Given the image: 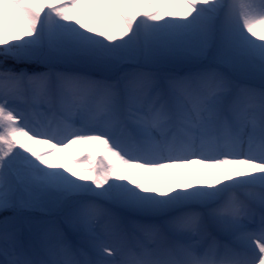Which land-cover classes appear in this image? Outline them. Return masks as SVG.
Here are the masks:
<instances>
[{
    "label": "rangeland",
    "instance_id": "obj_1",
    "mask_svg": "<svg viewBox=\"0 0 264 264\" xmlns=\"http://www.w3.org/2000/svg\"><path fill=\"white\" fill-rule=\"evenodd\" d=\"M15 2L24 6L28 5L36 11L37 21L35 28H29L25 26L22 19L7 16L0 11V166L4 171L6 190V204L0 209V236L6 233L14 234L15 237L30 242L34 249L42 251L43 244L53 239V236L45 234L47 229L53 225L60 226L70 242L79 246V257L76 260L73 252L66 249L67 246L56 247L55 254L65 257L69 255L73 264H127L134 259L131 246L134 242L131 243V239H139L133 248H136L141 258L155 257L154 255L158 253L160 258L163 257L164 250L170 241L178 247L197 243L196 238L201 236L200 232L205 238L210 239L212 234L208 225L214 233L217 222L206 218L200 220V223L196 220L189 221L187 226L189 230L177 235L176 239L167 237L162 230L167 227L166 225L160 224L159 230L150 226L152 222L160 220V217L156 214L146 215L149 205H144L141 194L147 190V184L141 180L142 176L137 177L133 174L132 177H127L128 175L123 174L120 168L114 167L110 161L104 169L96 170L98 178L102 179L96 181V184L91 180L76 179L69 175L60 177L58 170L51 168L48 162L55 159L51 153V147L61 146L63 141H57L44 134H34L39 126L34 121L37 115L33 113V108L38 110L37 119L48 117L56 122V130H59L58 134L62 136L67 134L69 127L74 126L77 132L96 133L103 142L110 145V138L100 132H105L103 129L105 126L99 118L103 112H114L116 117L121 114L124 105L122 90L125 88L130 91L133 81L143 77L154 83L159 82L158 92H164L167 87H172L168 98L176 101L175 99L179 100L180 96L177 88L181 86L186 88L189 77L199 80L200 76L212 71L221 76H227L231 81L227 67L234 69L232 66L235 63L238 68L232 70L236 73L234 79L232 78L234 89L238 92L252 90L259 93L258 96L261 94L262 96H259L261 98L246 97L245 102L259 100L260 103L256 106L235 103H232V106L236 110L239 108L248 111L262 110L264 108L261 107V102L264 101V40L255 34L254 21L247 15L245 19L238 17L237 21L232 20L228 14L220 13L217 18L209 13L207 14L209 30L207 29L201 35L187 29L178 21L154 22L151 25L152 30L140 34L139 48L131 50L118 46L111 40L102 42L99 39L90 38L86 30L94 26L98 27L99 23L88 13L85 6L75 5V0H15ZM158 2L159 0H151L150 4L156 7ZM181 2L184 8L182 10L189 18H199V14L207 10V6L201 0H182ZM244 5L245 8L247 7L248 14L259 12L264 14V0H245ZM156 8L161 10V5ZM154 10L151 9V11ZM158 13L156 11L155 15ZM243 15L245 12L240 13V16ZM218 20L222 22L221 26H217ZM45 21L49 24L50 30L47 35L41 36L38 22ZM130 21L135 20L130 19ZM204 43H208L206 49L203 48ZM238 56L242 59H238ZM40 78L45 80L43 85L37 82ZM166 81L168 84H165ZM57 88L74 90L76 95L71 101L74 106L77 102L75 98L84 99L83 97H87L92 92L95 100L99 98L98 93L100 99L104 100L97 106L95 111L97 113L91 112L83 117L68 114L62 120L57 116L60 114L59 98H61L56 94L59 90ZM213 88L215 93L228 91L221 84ZM149 90L151 88L144 89L145 96H148ZM194 90H200L197 83ZM229 93L233 94V91L230 92L229 89L227 97ZM207 104H203L200 108L206 110ZM101 105L102 107L99 108ZM86 106V103L81 105L84 109L87 108ZM184 108L187 109V105ZM195 108L197 109L198 106ZM187 111L189 113L188 109ZM183 116L186 117V115ZM189 119L190 123L182 122V125L196 132L191 115ZM257 119L264 122V111L258 112ZM235 123H237L235 118L228 116L220 126H230V129L218 132V138L223 139L233 132L240 135ZM145 126L151 129V134L155 137L160 134L163 136L168 127L166 121L162 130H157L154 125L148 123ZM42 128L46 133L47 128ZM33 130L34 132H31ZM212 130L211 126L205 131V135L217 134V131ZM108 131L111 137L116 135L112 130L108 129ZM135 131L137 127L129 133L120 134L119 137L130 138V134ZM21 135L33 137L37 142H44V145L50 148L31 161L17 159V149L20 147L23 151L26 150L23 147L25 143ZM141 143L142 146H139L137 151L146 159L143 163L151 165L160 162L156 159L158 157L149 159L150 155L154 156L150 152V140H141ZM209 145L210 142H207L206 146L210 151L204 154L205 156L200 155L197 158L195 155L186 154L175 158L165 157L161 162L171 166L174 162L185 164L193 159L201 161L208 156L207 159L213 157L214 164H219L224 157H227L220 154L222 150H215ZM112 148L118 154V149ZM130 160L127 161L131 162ZM246 160L257 163L249 157ZM104 173L107 174V179L103 180ZM116 180L118 183H115ZM106 184L109 186L107 187ZM167 186L172 188L171 183ZM185 187L186 184L180 182V188ZM103 193L106 194V199L99 196ZM132 194V202H134L132 208L114 206V203ZM205 200L207 199L202 201L207 202ZM185 203L186 201L182 205L181 202L176 201L172 204L176 209L179 208L175 211L178 217L194 216L204 210L203 202L192 205ZM89 206L101 207L103 212L88 216L85 209ZM258 217L264 222L262 216ZM21 224L22 227H20ZM145 226L148 230L150 229L149 235L143 230ZM240 226L247 231L251 228L246 218L241 220ZM118 234L126 237L123 238L124 241L118 240L116 237ZM233 234L232 231L228 236H224L230 237ZM151 235L159 238L152 240ZM165 237L167 240L164 239ZM220 238L223 239L221 236ZM103 241L113 247L119 245L121 248H124L123 244L128 241L125 249L120 248L115 250L117 255L115 253L110 255L119 260L118 262H106L105 256L103 258L95 256V248H103L101 246ZM255 243L258 242L255 241ZM238 248L237 246L232 249L227 248L229 256H238ZM195 253L200 258L204 255L199 246H195ZM217 256L219 260L209 259L206 263H196L241 264L240 260L227 258V253L219 252ZM158 262L155 260L151 264H158ZM170 262L179 264L173 259Z\"/></svg>",
    "mask_w": 264,
    "mask_h": 264
},
{
    "label": "bare ground",
    "instance_id": "obj_2",
    "mask_svg": "<svg viewBox=\"0 0 264 264\" xmlns=\"http://www.w3.org/2000/svg\"><path fill=\"white\" fill-rule=\"evenodd\" d=\"M181 1L159 0L158 6L161 5V10L156 8L158 6H151V0H75V5L85 6L88 13L99 23L98 27L95 28L94 26L92 29L86 30L90 38H96L102 42L111 40L117 43L118 46L131 50L139 48L140 34L152 30L153 26L151 25L154 22L169 23L178 21L186 26L187 29L194 30L201 35L207 29L209 30L207 21V14L209 13L217 18L220 13H223V15L228 14L232 20H237L238 17L245 19L247 15L254 21L257 37L264 40V14L263 12L248 14L247 7L245 8L244 5L245 0H201L207 6V10L200 13L199 18L195 19L185 16ZM151 9L155 10L151 11ZM0 11L7 16H15L22 19L25 26L29 28H35L37 12L28 5H20L15 0H0ZM156 11L159 12L157 15H155ZM243 12H245V15L240 16V13ZM130 19H134L135 23L130 21ZM221 25L222 22L218 20L217 26ZM38 28L41 36L47 35L50 30L47 21L44 23L38 22ZM207 46L208 43H204L203 48L206 49ZM237 58L242 59L239 56ZM232 68L234 69L227 67L228 75H231V81L227 76H221L212 71L206 72L199 81L204 90L194 94L197 99H193L187 93L181 94V100L189 106L195 117L193 125L197 131L193 132L190 129H186L184 135L186 140H181L186 145L180 144L181 142L176 136L162 138L160 134L158 137L151 138L150 149L154 156L150 155L149 159L158 157L156 159L160 160V162L151 165L144 164L143 162L146 159L143 156H139L138 153H135L117 138L120 133L130 132V128L134 126L137 127L138 133L148 136L151 129L143 126V124L147 123L149 125H158L159 129H163L162 103L157 105L156 99L150 104L143 92L146 88L158 90L160 87L159 82L154 83L152 80L141 77L133 81L130 91L125 90V88L122 90L124 105L121 117L118 115L116 117L114 112H103V115L99 118V121L105 126L103 128L105 132H100L111 139L113 145L119 149L120 154H116L112 146L103 142L96 133L90 131L77 132L76 127H71L65 138L57 137V139H62L63 143L61 146L51 147V153L55 156V159L54 161H49L48 164L51 168L58 170L60 177L69 175L76 179H88L96 184V181L102 180L98 178L96 170L98 168L104 169L108 161H110L114 167L120 168L123 174L128 175L127 177H132L133 174L137 177L142 176L141 180H144L147 184V190L141 194L144 205H149L146 215L156 214L160 217V220L152 222L150 226L159 230L161 228L160 224H165L167 227L163 228V230L167 229L165 230L167 234L177 233L180 235L189 230V227H187L189 221L196 220L200 223L203 218L210 219L217 222V232H215L218 235L228 236L232 231L234 232L228 240L229 243H237L243 247L237 257L242 260L243 264H264V242L255 243V239L251 237L253 232L247 231L240 226L241 220L255 217L257 212L264 214V124H258V113L256 111H236L232 106V101L230 102L226 97L229 89L230 92L234 90L232 80L236 73L232 72V70L237 69L238 66L234 63ZM213 78L223 82L224 88L228 89V91L215 93L210 88L211 84L209 82V79ZM37 82L43 85L45 80L40 78ZM165 84H168L167 81ZM57 92L60 97L64 98H60L61 114L59 116L61 119L68 114L83 117L86 114H91V112H93L92 114L97 113L95 108H97L99 103L93 98V92L87 97H83L84 99L76 100L75 106L78 109L75 112L74 109L72 110L73 106L69 101V91L60 88ZM141 92L142 95H140ZM258 94L252 90L235 92V96L261 98L259 96H262V94L259 96ZM254 102L252 101L251 103ZM85 103L87 108L80 109L81 107L79 106ZM206 103L209 105L207 110L201 109L203 104ZM194 106H198V108L196 109ZM101 107L102 105L99 108ZM33 111L38 118V110L34 108ZM229 115L234 116L235 122L240 123V126H238L240 136L223 142L225 153L232 157L223 158L219 164L212 162L205 164L198 159L190 160L185 164L174 162L171 166L162 164L161 161L165 157L175 158L186 154L199 156L209 153L206 143L211 139L205 135V131L214 124V121L222 122ZM37 118L34 121L38 125L41 123L42 126L48 127V129L52 127V119L44 117L40 120ZM108 129L112 130L116 135L111 137ZM21 136L22 138H20L25 143L23 147L26 150L23 151L19 147L16 152L17 159L31 161L40 157L43 152L48 151L47 149L50 148L48 145H44V142H37L33 137ZM195 137H198V140ZM248 157L256 160L257 163L246 160ZM129 159H135L136 161L129 162L127 161ZM102 178L103 180L107 179V174L104 173ZM4 181V171L2 166H0V209L6 204ZM180 182L186 184V187L180 188ZM115 183H118V180ZM168 183H171L172 188L167 186ZM106 186L108 187L109 185L106 184ZM105 195L103 193L99 196L106 199ZM132 199L133 194L128 195L122 201L116 202L117 204L114 203V206L132 208L134 206ZM203 199H207L205 200L207 202L202 201ZM176 201L181 202L182 205H184L185 201L186 205L203 202L204 210L194 216L178 217L175 211L179 208L176 209V207L172 206ZM246 202H250L253 208H248L244 204ZM85 211L88 216L103 212L102 208L97 206H89ZM198 215L200 216L198 217ZM20 227H22V224ZM143 230L148 235L150 234V229L148 230L146 226L143 227ZM45 234L53 236L54 241L47 240L42 246V251L37 248L34 249L30 242L15 237L14 234H3L0 236V264H47L48 261L57 262L58 264H73L69 255L65 257L55 254V248H59L60 244L67 241L62 228L53 225L47 229ZM151 236L154 237V235ZM215 238L216 236L211 240H207L204 236H201L197 243L182 246L175 254L172 250H169L164 253L166 257H163L172 260V257L176 256L175 258L177 259L178 256L181 259V264L206 263L210 257L217 259V254L221 249L225 252L230 247L225 240L220 243ZM71 246V244L68 245L67 249L74 248ZM101 246L103 248L99 247L97 249L106 255V262L119 261L114 257H110V255L115 253L112 245L102 243ZM195 246L205 249L204 258H200L195 253ZM154 256L156 258L146 257L141 262L134 261L129 264H151L155 260L160 261L158 264H164L163 262L171 264V260L164 261L163 257L160 258L159 253ZM230 258L236 259L232 255H230Z\"/></svg>",
    "mask_w": 264,
    "mask_h": 264
}]
</instances>
